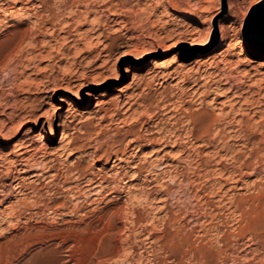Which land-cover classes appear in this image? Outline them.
<instances>
[{
  "label": "rangeland",
  "instance_id": "1",
  "mask_svg": "<svg viewBox=\"0 0 264 264\" xmlns=\"http://www.w3.org/2000/svg\"><path fill=\"white\" fill-rule=\"evenodd\" d=\"M220 3L0 0L2 262L264 264L260 0Z\"/></svg>",
  "mask_w": 264,
  "mask_h": 264
},
{
  "label": "bare ground",
  "instance_id": "2",
  "mask_svg": "<svg viewBox=\"0 0 264 264\" xmlns=\"http://www.w3.org/2000/svg\"><path fill=\"white\" fill-rule=\"evenodd\" d=\"M86 2V1H85ZM94 4V3H93ZM200 5V4H199ZM85 6H86V3H85ZM84 6V7H85ZM97 7V6H96ZM93 8V7H92ZM101 8V7H100ZM103 8H106V9H108L107 7H103ZM99 9V8H98ZM102 9V8H101ZM199 9H200V7H199ZM3 10V9H2ZM86 10V9H85ZM84 10V11H85ZM4 11V10H3ZM95 11H97V10H95ZM99 11V10H98ZM108 11H109V9H108ZM111 11H112V9H111ZM113 12V11H112ZM79 14H81V13H79ZM76 15V14H75ZM90 15V14H89ZM221 27V26H220ZM37 31V30H36ZM185 32V31H184ZM186 32H188V30L186 31ZM226 30H225V28H224V26H222L221 28H220V34H221V39H220V43H219V45L220 44H222L223 42H225L227 39H226ZM184 33L183 32H180L179 33V35H178V37H176V39H174V40H172V43L170 44V47H172V46H176L180 41H182V35H183ZM158 38V37H157ZM237 39V38H236ZM200 44H203L204 42H199ZM243 44V41L241 40V39H237V41H236V45H242ZM131 46V45H130ZM131 48H132V46H131ZM264 48V47H263ZM262 50V49H261ZM132 53V49H129V47L127 46V47H124L123 49H121L118 53H116L115 54V61H114V65H113V70H114V72H115V77L118 75V64L120 63V62H122V61H125V62H127V59H128V56L130 55ZM37 56V55H36ZM20 61V60H19ZM22 61V60H21ZM25 63V62H24ZM25 65V64H24ZM133 66V64H130V63H127L126 65H125V67L126 68H124L125 69V71H126V73H129V72H131V67ZM24 70V69H23ZM169 74V73H168ZM31 79V78H30ZM29 80V79H28ZM34 80V79H33ZM31 81V80H30ZM28 82V81H27ZM23 83V82H22ZM29 84H31L30 82H28ZM36 84V83H35ZM35 84H33V85H35ZM42 84V83H41ZM41 84H39V85H41ZM198 84V83H197ZM17 87V86H16ZM21 87V86H20ZM27 87H29L28 85H27ZM32 87V86H31ZM35 86H33V89H36V88H34ZM39 87V86H38ZM17 88H19V86L17 87ZM23 88V87H22ZM41 88V87H40ZM12 89H15V88H12ZM42 89V88H41ZM24 90V89H23ZM40 92V91H39ZM37 93V92H36ZM238 94V93H237ZM3 97V96H2ZM32 97V96H31ZM1 98V97H0ZM13 98V97H12ZM29 99V97H26V101ZM3 101V100H2ZM14 101H16V100H14ZM18 101H19V99H18ZM6 102V101H5ZM247 103V102H246ZM7 104L8 103H4V105H5V107L3 108V109H1V113L2 114H5L6 113V109H7ZM44 105H46V107H40V108H42L41 109V111H39L40 113H34V111H33V113L32 112H30V110L31 109H28L27 111L25 110L24 111V113L22 112V115H19L20 117H19V119H18V121H17V125H16V130H22V128H23V126H25V125H28L29 124V122L30 121H35V123H37L38 121H40L41 120V122H42V124L45 122V120L48 122V126H49V129H51V132H50V135H49V137H51V136H56L57 134H55V132H54V130L52 129L53 128V117H54V115L55 114H60L59 112H58V110H59V108H60V106L59 105H54L52 102H48V101H46V102H44V103H42V104H40V106H44ZM27 106H30V103H28L27 105H26V108H27ZM35 107V106H34ZM36 108V107H35ZM39 108V109H40ZM34 109V108H33ZM192 112V111H191ZM191 112H189V113H191ZM195 112V111H194ZM201 113H202V111H201ZM195 115V114H194ZM203 115V114H202ZM202 115H200V117H202ZM191 117H192V115H191ZM199 117V118H200ZM190 118V117H189ZM202 119V118H201ZM213 119V118H212ZM222 119V118H221ZM1 120V119H0ZM187 120H189V119H187ZM190 120H192V118L190 119ZM197 120V119H196ZM194 122V121H193ZM209 122V121H208ZM228 122V121H227ZM226 122V123H227ZM186 123V122H185ZM203 123V122H202ZM205 123V122H204ZM229 123V122H228ZM59 125L61 124L62 125V129H61V137L62 138H65V137H67V130H66V128H65V125H66V122H64V121H62V122H59L58 123ZM208 125V124H207ZM189 126V125H188ZM209 126V125H208ZM33 127V126H32ZM196 128V127H195ZM194 128V129H195ZM208 128V127H207ZM4 129H5V121H0V134H3V131H4ZM28 129V128H27ZM173 129V128H172ZM216 129H218V128H216ZM190 131H191V129H189ZM200 130V129H199ZM193 131V130H192ZM197 130H195V132H196ZM205 131V130H204ZM203 131V132H204ZM189 132V131H188ZM202 132V131H201ZM217 132V131H216ZM27 133V132H26ZM39 134V133H38ZM200 134V133H199ZM223 134V133H222ZM40 136L39 137H42V135L43 134H39ZM172 135V134H171ZM201 136V135H200ZM177 137V136H176ZM219 137V136H218ZM24 138V137H23ZM165 139V138H164ZM22 140V139H21ZM161 140V139H160ZM155 141H157V140H155ZM170 141V140H169ZM174 141H175V139H174ZM177 141V140H176ZM206 141V140H205ZM22 142V141H21ZM158 143V142H157ZM19 144V143H18ZM229 144V143H228ZM54 147V146H53ZM66 147V145H64V147H62V148H65ZM67 148H68V146H67ZM30 149V148H29ZM32 149V148H31ZM60 149V148H59ZM64 150V149H63ZM62 150V151H63ZM216 151H217V149H216ZM120 152V151H119ZM118 153V152H117ZM216 153V152H215ZM119 159H120V157H119ZM156 160V159H155ZM157 161V160H156ZM160 164H162V163H160ZM217 164V163H216ZM51 165V164H50ZM164 165V164H163ZM133 166V165H132ZM43 167V166H42ZM47 167V166H46ZM51 167H53V166H51ZM139 167V166H138ZM141 167V166H140ZM139 167V168H140ZM137 168V167H136ZM85 172V171H84ZM165 172V171H164ZM220 172V171H219ZM86 173V172H85ZM133 173V172H132ZM136 173V172H135ZM218 173V172H217ZM222 173V172H221ZM59 174V173H58ZM219 174V173H218ZM221 175V174H220ZM231 175V174H230ZM90 177V176H89ZM102 177V176H101ZM221 178H223V177H221ZM229 179V178H228ZM98 180V179H97ZM101 181V180H100ZM220 183V182H219ZM223 183V182H222ZM221 183V184H222ZM97 187H98V185H96ZM91 188V187H90ZM103 188V187H102ZM101 189V188H100ZM96 192H97V190H95ZM100 192V191H99ZM86 201V200H85ZM10 213V212H9ZM8 213V214H9ZM11 214V213H10ZM136 215V214H135ZM8 216V215H7ZM139 217V216H138ZM134 219H136V218H134ZM131 221H132V219H131ZM28 230V229H27ZM26 239V238H25ZM14 240V239H13ZM18 240H16V242H17ZM32 243V242H31ZM24 244V243H23ZM13 245V244H12ZM16 245V244H15ZM24 246V245H23ZM1 247V246H0ZM18 247V246H17ZM10 248H12V247H10ZM3 249V248H2ZM17 249H19V248H17ZM22 249H24V247H22ZM9 250V249H8ZM19 251V250H18ZM25 251V250H24ZM3 252V251H2ZM5 252V251H4ZM1 253V252H0ZM19 253V252H18ZM21 253V252H20ZM6 254V253H5ZM13 254H14V251L13 250H10V251H8V253H7V255H6V258H5V261L4 262H2V259L4 258H2V256H0V258H2V259H0V264H11L12 263V256H13ZM19 255V254H18ZM16 257V256H15ZM16 259V258H15Z\"/></svg>",
  "mask_w": 264,
  "mask_h": 264
},
{
  "label": "water",
  "instance_id": "3",
  "mask_svg": "<svg viewBox=\"0 0 264 264\" xmlns=\"http://www.w3.org/2000/svg\"><path fill=\"white\" fill-rule=\"evenodd\" d=\"M251 12L247 26L243 25V31L248 36L249 31L254 29V39H259L264 35V4L258 3Z\"/></svg>",
  "mask_w": 264,
  "mask_h": 264
},
{
  "label": "snow or ice",
  "instance_id": "4",
  "mask_svg": "<svg viewBox=\"0 0 264 264\" xmlns=\"http://www.w3.org/2000/svg\"><path fill=\"white\" fill-rule=\"evenodd\" d=\"M224 2H226V0H221V3L218 4L217 6L220 7ZM260 3L264 4V0H260ZM248 15L251 16L252 12L249 11ZM247 23L248 22L246 20L245 21L246 26H247ZM245 39H246V41H249V42H251L254 39V29L249 31V35L247 37H245Z\"/></svg>",
  "mask_w": 264,
  "mask_h": 264
}]
</instances>
